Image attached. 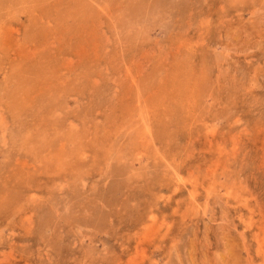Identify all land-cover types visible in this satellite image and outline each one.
<instances>
[{
    "label": "rangeland",
    "instance_id": "374dc122",
    "mask_svg": "<svg viewBox=\"0 0 264 264\" xmlns=\"http://www.w3.org/2000/svg\"><path fill=\"white\" fill-rule=\"evenodd\" d=\"M0 264H264V0H0Z\"/></svg>",
    "mask_w": 264,
    "mask_h": 264
}]
</instances>
